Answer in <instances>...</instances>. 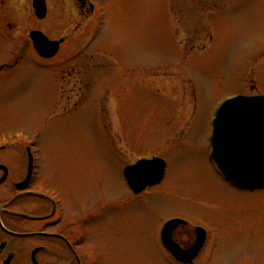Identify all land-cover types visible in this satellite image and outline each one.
Returning a JSON list of instances; mask_svg holds the SVG:
<instances>
[{"label": "rangeland", "instance_id": "rangeland-1", "mask_svg": "<svg viewBox=\"0 0 264 264\" xmlns=\"http://www.w3.org/2000/svg\"><path fill=\"white\" fill-rule=\"evenodd\" d=\"M47 3L39 21L31 0H0V132L37 140L45 187L117 198L111 231L88 239L102 264H166L156 235L173 217L211 233L197 264H264V190L237 191L209 160L215 110L264 96V0H93L92 20ZM33 31L63 41L54 58ZM157 157L165 181L132 197L122 169Z\"/></svg>", "mask_w": 264, "mask_h": 264}, {"label": "flooded vegetation", "instance_id": "flooded-vegetation-1", "mask_svg": "<svg viewBox=\"0 0 264 264\" xmlns=\"http://www.w3.org/2000/svg\"><path fill=\"white\" fill-rule=\"evenodd\" d=\"M72 1L84 20L93 19L96 10L93 0ZM45 3L47 17V0ZM40 164L37 140L28 144L21 134L11 137L0 132V264H102L101 246L88 239L111 231L112 218L107 211L117 204V198L113 205L109 202L93 206L78 204L67 185L55 189L45 187L39 173ZM162 184L136 195L125 181L126 190L136 199ZM70 196H73L72 202ZM172 220L183 222L166 230L165 226ZM197 225H190L179 217L162 223L156 237L158 247L166 255L163 258L166 264H197L211 238L207 229ZM197 228L205 232L198 254L188 263L176 260L168 247L182 252L191 250L198 240Z\"/></svg>", "mask_w": 264, "mask_h": 264}, {"label": "water", "instance_id": "water-1", "mask_svg": "<svg viewBox=\"0 0 264 264\" xmlns=\"http://www.w3.org/2000/svg\"><path fill=\"white\" fill-rule=\"evenodd\" d=\"M33 8L38 19L46 16L44 0H33ZM29 38L37 55L51 59L59 51L60 42H51L41 32H31ZM210 160L233 187L244 191L264 189V97L239 96L221 105L213 121ZM165 163L162 160L139 162L125 169V176L135 193L143 191L162 181ZM180 224H167L170 230ZM195 246L182 252L168 247L174 258L188 263L198 254L204 244L205 234L197 230Z\"/></svg>", "mask_w": 264, "mask_h": 264}]
</instances>
